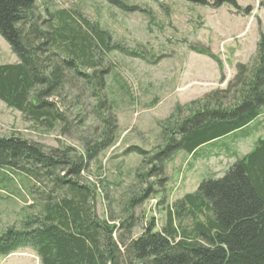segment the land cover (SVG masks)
<instances>
[{"label":"trees","instance_id":"1","mask_svg":"<svg viewBox=\"0 0 264 264\" xmlns=\"http://www.w3.org/2000/svg\"><path fill=\"white\" fill-rule=\"evenodd\" d=\"M107 1L123 12L134 11L119 0ZM184 1L207 6L205 0ZM36 4L0 0V37L17 56L15 63L0 64V102L47 133L58 131L71 138L72 121L81 122L83 107L90 108L99 126L95 134L72 136L81 143V153L66 145L46 152L38 142L0 137V203L16 200L26 190L33 201L30 207L39 206L38 214L25 217L19 228L10 226L0 233V257L29 248L40 264H264V138H257L221 177L203 180L196 191L167 207L158 230L150 220L141 235L132 238V217L117 227L95 217L94 191L78 179L90 161L118 140L114 107L106 95L110 69L105 64L111 52L123 50L110 43L109 33L72 10L46 7L39 26ZM224 4L235 7V0H215L214 8ZM260 5L264 10V0ZM194 51L222 70L215 56ZM236 71L233 104L213 93L212 104L198 102L185 119L168 121L167 144L148 162H160L171 151L197 155L203 146L246 131L264 114V36L251 65L238 64ZM129 149L126 152L145 154ZM143 177L136 174L139 181ZM46 185L51 188L46 190ZM147 192L132 197L129 207Z\"/></svg>","mask_w":264,"mask_h":264},{"label":"rangeland","instance_id":"2","mask_svg":"<svg viewBox=\"0 0 264 264\" xmlns=\"http://www.w3.org/2000/svg\"><path fill=\"white\" fill-rule=\"evenodd\" d=\"M119 1L134 11L123 12L107 0H37L36 6L39 26L46 18L43 13L46 7L72 10L109 33L110 43L123 50L111 52L105 64L110 69L106 95L114 107L118 140L89 162L78 181L94 191L92 208L98 220L117 227L132 217L131 235L136 238L150 220L156 230L160 229L167 207L196 191L203 180L221 177L237 158L250 150L256 138H264L263 117L258 127L203 146L197 155L171 151L160 162L147 161L167 144L168 121L185 119L190 107L197 109L198 102L212 104L213 93L215 98L224 97L221 100L233 104L231 82L236 66H250L255 58L256 45L264 36V10L262 0H235V7L224 4L215 8V0H205V7L184 0ZM194 50L215 56L222 70L215 61ZM131 52L140 57L130 56ZM16 61L17 56L0 37V64ZM83 109L81 122L77 125V121H72L74 138L95 134L93 131L99 126L90 108ZM77 110L71 111L73 115ZM11 135L38 142L46 152L65 145L83 152L81 143L72 136L39 131L0 102V137ZM129 148L141 149L145 154L126 152ZM137 173L144 174L140 181ZM45 188L48 190L51 185ZM146 191L140 203L129 207L132 197L139 199ZM38 196L36 199H40ZM3 198L0 191V199ZM31 202L26 190L16 200L1 202L0 233L10 226L19 228L25 217L38 214L39 206L30 207ZM120 232L119 228L114 237ZM0 264H40V261L27 248L0 257Z\"/></svg>","mask_w":264,"mask_h":264},{"label":"crops","instance_id":"3","mask_svg":"<svg viewBox=\"0 0 264 264\" xmlns=\"http://www.w3.org/2000/svg\"><path fill=\"white\" fill-rule=\"evenodd\" d=\"M264 117V115L261 117V118H263ZM261 118H259L257 121H262V119Z\"/></svg>","mask_w":264,"mask_h":264}]
</instances>
